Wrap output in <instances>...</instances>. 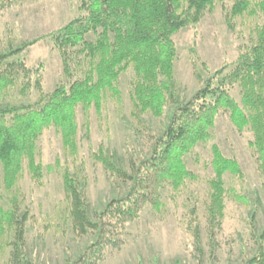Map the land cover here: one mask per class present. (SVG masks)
<instances>
[{
    "label": "rangeland",
    "instance_id": "1",
    "mask_svg": "<svg viewBox=\"0 0 264 264\" xmlns=\"http://www.w3.org/2000/svg\"><path fill=\"white\" fill-rule=\"evenodd\" d=\"M234 1L217 3L198 24L173 35L177 49L173 81L180 101L189 100L202 87L197 70L202 78L224 65L226 71L232 70L242 47L250 43L252 30L264 24V11L258 10L254 15L245 14L234 20L232 28L228 11ZM87 15L81 0H3L0 56L23 50L12 54L4 64H14L15 84L0 103V109L35 105L41 94L52 93L60 85L69 87L85 76L82 46L69 48L64 56L54 45L51 33ZM95 39L93 32L87 37L91 42ZM134 76L133 66L121 74L118 98L108 95L100 108L92 104L89 114L81 106L76 109L77 155L65 150L63 137L55 126L39 136L36 156L43 167L42 180H33L25 168L18 192L21 213L27 218V251L36 264H69L94 238L90 230L78 231L68 217L64 168L69 167L79 180L89 215L95 219L110 200L125 194L131 184L129 179L108 172L96 155L103 151L132 174L134 165L150 155L155 138L166 127L173 106L167 107L161 117L145 113L143 124L133 117ZM240 92L239 87L232 91L238 102ZM254 139L250 127L240 130L231 113L221 111L209 140L198 143L184 158L194 178L186 180L178 190L167 182L161 189L162 209L146 207L127 225L121 247L109 248L98 264H245L257 251V237L264 229V177L252 145ZM214 145L225 157L238 162L242 177L232 172L224 176L228 190L225 215L212 240L206 206L210 182L215 176ZM0 183L3 184L1 166ZM11 196L2 185L1 208L8 207ZM11 239V235L0 236V264H12Z\"/></svg>",
    "mask_w": 264,
    "mask_h": 264
},
{
    "label": "trees",
    "instance_id": "2",
    "mask_svg": "<svg viewBox=\"0 0 264 264\" xmlns=\"http://www.w3.org/2000/svg\"><path fill=\"white\" fill-rule=\"evenodd\" d=\"M88 15L79 17L56 32L51 38L62 55L69 48L82 46L86 62L85 76L69 87L58 86L52 93L41 94L35 105L7 106L0 109V166L3 184L13 196L7 208L0 207V236L11 235L10 262L36 264L28 255L26 216L22 215V201L18 194L19 181L28 168L31 178L40 182L43 167L37 161V140L47 128L55 126L63 137L65 150L77 155L78 124L76 109L81 106L89 114L92 104L100 108L108 95L119 97L122 73L133 66L134 93L132 114L139 124L143 115L151 112L164 116L173 106L164 130L155 138L151 153L133 167L128 174L103 151L96 158L112 175L131 181L125 194L110 200L97 213L89 215L87 199L79 180L69 167L63 170L67 214L81 233L88 230L94 238L79 256L69 264H98L109 248H120L122 236L129 223L151 206L162 209L161 189L169 182L176 189L194 175L188 170L185 156L198 144L206 142L219 113L227 110L233 123L243 130L250 127L258 153L259 170L264 177V24L252 30L250 43L242 47L236 66L227 65L202 78V87L193 96L180 101L173 81L177 56L173 35L180 29L198 24L206 11L225 0H81ZM3 0H0V4ZM264 11V0H235L228 11L232 28L245 14ZM96 34L94 42L88 35ZM23 49L0 56V103L9 96L15 84L14 64L5 65L7 58ZM80 60L77 59V62ZM21 64L22 63H18ZM196 66V62H194ZM21 65H19L21 67ZM241 89V102L232 91ZM215 176L210 182V200L206 217L211 239L214 240L224 219L226 196L224 176L232 172L242 177L240 166L225 157L217 145L213 146ZM198 243H200L198 238ZM245 264H264V229L257 237V251Z\"/></svg>",
    "mask_w": 264,
    "mask_h": 264
}]
</instances>
